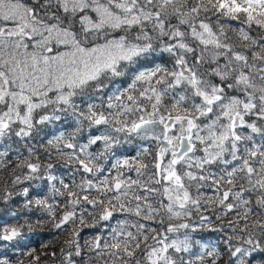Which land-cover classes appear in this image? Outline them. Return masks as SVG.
Returning <instances> with one entry per match:
<instances>
[{
  "label": "snow or ice",
  "instance_id": "6c2138e0",
  "mask_svg": "<svg viewBox=\"0 0 264 264\" xmlns=\"http://www.w3.org/2000/svg\"><path fill=\"white\" fill-rule=\"evenodd\" d=\"M10 165L0 264H264V0H0Z\"/></svg>",
  "mask_w": 264,
  "mask_h": 264
},
{
  "label": "trees",
  "instance_id": "16d2710c",
  "mask_svg": "<svg viewBox=\"0 0 264 264\" xmlns=\"http://www.w3.org/2000/svg\"><path fill=\"white\" fill-rule=\"evenodd\" d=\"M11 167L12 165L9 166V171L0 173V181L8 179V177L11 175ZM59 171L63 172L65 171V169L61 168L59 169ZM17 174H20L19 171L17 172ZM29 184L33 185V187L30 188V193L32 196H35L37 193L47 194V185H45L42 181L26 182L25 185H21V187L28 186ZM35 185H40V187H36ZM2 187L3 184L0 183V188ZM21 199L22 198L20 197H16L12 201V210H16L20 207ZM8 211V206L0 203V220H7L10 223L15 222L12 217L7 215ZM27 216L32 224V230L28 235V247L31 249H35L34 254L42 256L41 264H44V262L48 260V257L43 256L42 254L53 250L59 251V249L63 246V241L68 238V235L66 232H58L56 229H54L52 223L47 220V217H42L39 212L34 211L30 214H27ZM38 220H40L41 222L37 223ZM20 223H24L23 219L20 220ZM95 234H97V229L85 227L81 232V242L83 243L84 239H90ZM211 235L215 236L217 234ZM45 244L48 245L47 248L43 247V245ZM0 252H7L9 256H18L20 254L19 252L15 251L11 244H7V246H5L3 242H0ZM24 259L25 264H27L28 258L24 257Z\"/></svg>",
  "mask_w": 264,
  "mask_h": 264
}]
</instances>
